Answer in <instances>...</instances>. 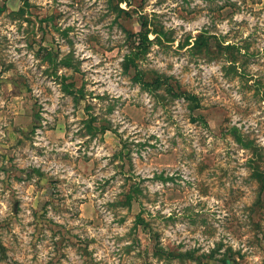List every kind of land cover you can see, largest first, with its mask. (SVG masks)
<instances>
[{
    "label": "rangeland",
    "instance_id": "374dc122",
    "mask_svg": "<svg viewBox=\"0 0 264 264\" xmlns=\"http://www.w3.org/2000/svg\"><path fill=\"white\" fill-rule=\"evenodd\" d=\"M255 168L264 0H0V264H264Z\"/></svg>",
    "mask_w": 264,
    "mask_h": 264
},
{
    "label": "trees",
    "instance_id": "16d2710c",
    "mask_svg": "<svg viewBox=\"0 0 264 264\" xmlns=\"http://www.w3.org/2000/svg\"><path fill=\"white\" fill-rule=\"evenodd\" d=\"M141 26L142 27L146 26V28H147L146 29V32L149 30V27H148L149 26V23L147 22V20H142L141 21ZM140 33L141 34L143 33L142 35H144V31L143 30H141ZM200 37H201V35H199L197 39H199ZM145 38L147 39L146 35H145ZM196 41H198V40H196ZM222 46H223L222 47V54H223V57L226 60V64H229L230 67H232L233 71L235 73H237L238 72L237 69H239V66L237 65L236 61H233L232 59H230V57L228 56L227 52L226 53H223V52H225V50L230 49L231 47L229 45H227V44L222 45ZM130 58L134 59L133 56H131ZM136 78H139V76L136 75ZM193 104H195V103H193ZM198 106L195 105L194 107H198ZM236 131H237L236 127L233 126V127L230 128V132L233 135V138L239 144H241L242 146H244L246 148L247 147L253 148V151L256 152V156H260L261 153L259 152V147L257 148L255 146V144L252 143L253 142L252 140H247V139H244V138L242 139V137ZM252 176L254 178H257V180L259 182V192H263L264 191V174L261 171H259L258 168H255L252 171Z\"/></svg>",
    "mask_w": 264,
    "mask_h": 264
}]
</instances>
